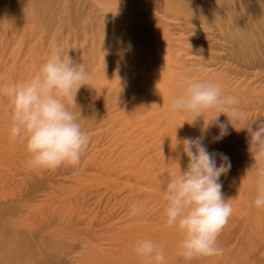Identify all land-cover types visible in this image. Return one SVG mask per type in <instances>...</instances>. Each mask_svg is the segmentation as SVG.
<instances>
[{
	"label": "rangeland",
	"instance_id": "rangeland-1",
	"mask_svg": "<svg viewBox=\"0 0 264 264\" xmlns=\"http://www.w3.org/2000/svg\"><path fill=\"white\" fill-rule=\"evenodd\" d=\"M57 47L90 72L70 106L91 140L79 174L28 168L26 140L10 141L3 90L31 78ZM194 81L238 99L237 130L264 119V0H0V264H142L134 251L142 239L164 246L166 264H188L163 210L168 178L187 165L176 136L203 127L169 112V99ZM229 132L213 142L219 128L210 126L204 141L232 165L220 178L233 206L218 238L224 253L192 264H264V210L248 209L242 185L264 165L248 172V134ZM134 202L143 205L136 217Z\"/></svg>",
	"mask_w": 264,
	"mask_h": 264
},
{
	"label": "clouds",
	"instance_id": "clouds-1",
	"mask_svg": "<svg viewBox=\"0 0 264 264\" xmlns=\"http://www.w3.org/2000/svg\"><path fill=\"white\" fill-rule=\"evenodd\" d=\"M88 22L87 18L83 21ZM62 53L61 47L54 49L31 78L9 85L3 95L8 97L11 113L10 141L26 140L31 155L25 166L46 170L70 166L73 174H79L83 171L82 158L91 140L70 106H76L79 90L90 86V72L83 63H76ZM222 90L219 83L194 81L183 87L180 94L173 95L168 104L169 112L194 117L191 123L185 122L189 125L203 121L200 136L183 139L176 136L177 161L186 157L187 165L168 178L164 192L165 224L178 229L182 236L180 255L188 264L223 255L218 238L233 213L232 199L224 197L220 182V178L230 172L231 161L226 154L208 150L204 141L209 127L219 128L213 142L229 135L230 126L237 132L246 131L247 150L254 161L248 172L256 165H264V119L258 118L237 130L233 121L239 118L238 99L223 96ZM213 110L221 114L206 124L203 117ZM221 115L227 120L220 121ZM255 184L253 206L264 210V171L257 175ZM142 207L141 203L134 202L130 215L136 217ZM134 251L142 264H166L164 246L151 239L138 240Z\"/></svg>",
	"mask_w": 264,
	"mask_h": 264
},
{
	"label": "bare ground",
	"instance_id": "bare-ground-1",
	"mask_svg": "<svg viewBox=\"0 0 264 264\" xmlns=\"http://www.w3.org/2000/svg\"><path fill=\"white\" fill-rule=\"evenodd\" d=\"M196 21H198V20H196ZM200 22H202V20H200ZM264 108V106H261V107H259V108ZM242 166V165H241ZM244 166V165H243ZM243 171V170H242ZM251 172V171H250ZM257 176H255V172L253 171L250 175H249V178L246 180V182H245V184H244V181H243V183H242V185L244 186V187H246L247 188V191H248V196H249V202H248V209H252L251 208V204H252V202H253V198L255 197V186H256V184H255V178H256ZM254 195V196H253ZM253 207V206H252ZM251 217V216H250ZM249 217V218H250ZM248 218V217H247ZM248 218V219H249ZM239 231V229H230V231L229 232H231L232 234H236L237 232ZM244 235V234H243ZM245 236V235H244ZM221 243H222V241H220ZM219 243V242H218ZM240 244V243H239ZM219 245H220V243H219ZM62 263V262H61Z\"/></svg>",
	"mask_w": 264,
	"mask_h": 264
}]
</instances>
